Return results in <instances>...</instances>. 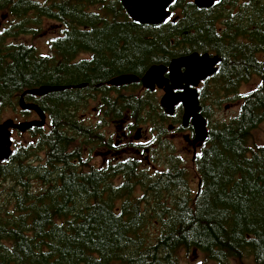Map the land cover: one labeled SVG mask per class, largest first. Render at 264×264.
<instances>
[{
    "label": "trees",
    "instance_id": "obj_1",
    "mask_svg": "<svg viewBox=\"0 0 264 264\" xmlns=\"http://www.w3.org/2000/svg\"><path fill=\"white\" fill-rule=\"evenodd\" d=\"M170 10L178 19L150 26L134 22L118 0H0V123L8 110L30 118L18 110L27 90L66 88L25 96L49 113L51 129L20 134L0 162V264H192L199 254L229 264L252 249L262 264L264 149L252 143L264 122L259 89L234 120L212 122L196 195L177 182L186 170L175 167L185 161L173 154L158 160L169 169L156 176L138 172L146 165L139 157L105 173L85 162L99 139L78 117L90 100L103 102L113 120L159 116L153 94L138 93L139 84L114 88L115 77L142 76L193 52L218 54L222 64L200 95L206 115L238 100L255 54L264 53V0H221L210 9L175 0ZM50 33L44 55L36 39Z\"/></svg>",
    "mask_w": 264,
    "mask_h": 264
},
{
    "label": "water",
    "instance_id": "obj_2",
    "mask_svg": "<svg viewBox=\"0 0 264 264\" xmlns=\"http://www.w3.org/2000/svg\"><path fill=\"white\" fill-rule=\"evenodd\" d=\"M125 8L129 16L136 22L145 25H160L171 15L168 7L173 3V0H119ZM216 0H194V3L199 8H210L214 5ZM167 9L165 11L164 9ZM221 61L216 57H210L209 54L200 55L194 53L192 55L182 57L172 61L170 67L153 66L148 73L141 79L143 84L154 90L155 86L163 88L166 86V95L161 102L166 112L170 115L174 113V107L178 103L185 106V123L192 119V123L196 129L197 140L207 139L206 120L200 114L201 106L198 99V92L196 89H191L189 85L197 87L202 80L207 79L216 72L215 66ZM182 69H185L182 73ZM170 70V78L172 85H169L168 78H165V73ZM186 81L185 92L176 95L174 88L180 80ZM140 78L134 75H122L110 81L113 86L128 85L139 81ZM65 87H41L33 90H28L25 94L30 95H44L53 91H61ZM20 106L22 109L34 110L40 114V120L15 123L13 120H6L0 125V161H5L12 155V133L11 129H16L20 132H26L33 127H43L46 123V116L36 106L24 102L21 98Z\"/></svg>",
    "mask_w": 264,
    "mask_h": 264
},
{
    "label": "flooded vegetation",
    "instance_id": "obj_3",
    "mask_svg": "<svg viewBox=\"0 0 264 264\" xmlns=\"http://www.w3.org/2000/svg\"><path fill=\"white\" fill-rule=\"evenodd\" d=\"M255 66L257 68H261L262 71L264 70L263 64L259 61H256L254 58L251 67L256 68ZM182 71L184 72L185 70L182 69ZM203 83L205 84V82ZM203 83L200 85L199 89L204 86ZM175 85L177 86L174 88L175 94H183L185 92L186 81L184 80V78ZM153 92L156 96L160 97V99L165 96V92L162 89L157 88ZM46 96L47 95L43 97ZM176 109L178 110V114L172 121L173 125H169V127H172V129L169 128L170 132L173 133L171 135L176 139L181 138L183 142L186 141L187 144H190L192 146L191 149L189 148L188 150H193L194 153H197L200 148V144H195V140L197 138L196 130L192 127L190 122L185 125L183 107L181 105H178L176 106ZM92 110L93 111L90 114L83 115L82 119L84 121H94L95 123L100 122V124L98 125V146L94 151L96 154V158L94 159L92 155V159L90 160L89 165H91L92 167L96 166L100 172H103L104 167L108 163L120 161L124 156H128L130 153H133L135 157L146 156L147 159L153 156L155 147L153 145L152 138L148 136V129L146 128V126L138 125V123L130 117H126L123 120L112 119L111 121H109L108 118L100 115L98 108H93ZM46 116L47 120L50 119L49 113H46ZM37 117L38 114L36 113V118ZM139 129H141L142 132L138 135L137 131ZM166 129L168 130V126L166 127ZM44 130H50L49 120L48 125L44 128ZM185 130H187V132L184 134ZM160 145L165 146L163 143ZM165 168L169 169L168 167ZM175 168L177 169V171H181L184 169V167L181 165H178ZM157 170L163 171L164 167H151L152 172H155ZM184 177L185 171L181 174L175 175V178H181L180 181H177L181 185L186 184V180H184ZM193 187L195 188L196 185L194 184ZM197 189H200V183L197 185ZM171 201H173V199L166 196L164 203ZM164 216L168 217L169 215L165 214Z\"/></svg>",
    "mask_w": 264,
    "mask_h": 264
},
{
    "label": "rangeland",
    "instance_id": "obj_4",
    "mask_svg": "<svg viewBox=\"0 0 264 264\" xmlns=\"http://www.w3.org/2000/svg\"><path fill=\"white\" fill-rule=\"evenodd\" d=\"M52 25V23H48L46 24V27H50ZM53 37V33H50L48 35H44L42 38L36 39V46L38 47V49L43 53V54H48L49 53V41L51 40V38ZM261 60L264 62V54H262L260 56ZM260 83V80L257 78L254 79H250L248 84L243 85L240 88V93L242 94H246L248 92H250L251 90H253L254 88L258 87ZM233 105H229V104H223V106L217 107L216 108V119L220 120V119H224V120H230L232 119L239 111V104L234 102L232 103ZM2 120H6L8 118H12L15 119L17 122H21L23 121L22 118H20L19 114L13 113L11 111H7L6 114L2 116ZM36 117L31 116L30 120L34 119ZM186 132H184L185 134ZM25 137L26 134H24ZM24 137V138H25ZM24 138H21L17 133H14V139H18V140H23ZM254 141L256 143H258L259 145L263 146L264 145V129H261L260 131H256V133L254 134ZM176 145L178 146V149L180 151H182V153L185 155V157L188 159L189 163H191L190 158H191V153H189L187 150L190 148L191 149V145L187 144V143H183L181 141H176ZM264 149V147H261ZM255 252H258L257 249H253L252 252H246L249 254V256H245L244 259H235L233 262H231L230 264H252L253 262V258H257V254ZM251 254H253V257L251 256ZM202 257L205 259V264H213L212 262H206V258L204 255H202ZM262 264H264V259H262ZM193 264V263H192ZM214 264H220L218 262H214Z\"/></svg>",
    "mask_w": 264,
    "mask_h": 264
},
{
    "label": "snow or ice",
    "instance_id": "obj_5",
    "mask_svg": "<svg viewBox=\"0 0 264 264\" xmlns=\"http://www.w3.org/2000/svg\"><path fill=\"white\" fill-rule=\"evenodd\" d=\"M173 2H175V0H173ZM216 2H217V3H219V2H220V0H216ZM164 10H165V11H167V9H166V8H165ZM169 19H170V17H169ZM164 22H165V23H167V22H168V20H165Z\"/></svg>",
    "mask_w": 264,
    "mask_h": 264
},
{
    "label": "bare ground",
    "instance_id": "obj_6",
    "mask_svg": "<svg viewBox=\"0 0 264 264\" xmlns=\"http://www.w3.org/2000/svg\"><path fill=\"white\" fill-rule=\"evenodd\" d=\"M204 9H210V8H204Z\"/></svg>",
    "mask_w": 264,
    "mask_h": 264
}]
</instances>
